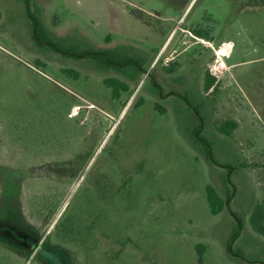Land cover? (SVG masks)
Listing matches in <instances>:
<instances>
[{"label":"rangeland","instance_id":"rangeland-1","mask_svg":"<svg viewBox=\"0 0 264 264\" xmlns=\"http://www.w3.org/2000/svg\"><path fill=\"white\" fill-rule=\"evenodd\" d=\"M29 5L44 39L107 48L141 68L38 45L25 0H0V244L17 263L264 264V235L249 223L264 201V0ZM206 69L214 91L203 89ZM110 76L130 85L119 99L103 83ZM196 109L218 164L195 137ZM229 118L239 125L226 135L215 125ZM228 175L244 224L232 243L239 255L227 250L230 211L213 215L205 190L226 197Z\"/></svg>","mask_w":264,"mask_h":264},{"label":"trees","instance_id":"trees-1","mask_svg":"<svg viewBox=\"0 0 264 264\" xmlns=\"http://www.w3.org/2000/svg\"><path fill=\"white\" fill-rule=\"evenodd\" d=\"M25 3H26L27 14L30 19L32 37L38 45H48L55 51L61 53L62 55L73 57L75 59H92L110 68H124L130 65L135 66L137 68H141L139 62L136 59L134 58L118 59L113 54L112 50L107 48H89L80 51H73L68 48H63L51 42L50 40L44 39L41 35L42 23L40 19L31 11L29 0H25ZM133 13L136 17L143 20L148 25L152 24V20L148 18V17L150 18L152 17L151 14H148L143 10H137L136 12ZM0 16H1V12H0ZM106 38L110 39L111 35L108 34ZM62 72L67 77H71L74 79H78L81 76V72L74 68H63ZM103 83L107 86V88L111 90V96L115 99H119L121 93L124 91H128L130 88V85L127 82L116 76H110L104 78ZM215 83H216L215 76L210 73L209 69H206L204 75V82H203L204 91L208 92L212 88L214 91L216 89ZM154 85L155 87H157L158 92L161 95H163L164 93H163L162 85L157 81H154ZM176 94L179 97L186 99L187 101L189 100V97L186 95H181L178 93ZM195 113L200 120L198 126L194 129L195 137L203 145V151L206 157L211 162L218 164L217 160L214 158V153L210 140L201 133V128L203 127V117L201 116L199 110L196 109ZM238 125L239 122L236 119L229 118L216 122L215 126L219 132L224 133L226 135H231L233 131L238 127ZM227 181H228V185L230 186H229V193L226 197H224L218 191V189L211 183H208L206 185L205 188L206 197L210 211L213 215H217L222 211H224L225 209H228L230 211V214L234 219L235 225L231 233L230 239L227 243V250L231 252L233 255H239L233 250L232 243L241 235L244 224L240 215L236 211H234L231 207V200L237 191V187L233 183L231 179V175L227 176ZM249 223L255 232L264 235V201L260 200L254 205L249 218ZM205 249L206 246L204 243H198L196 245V251L198 253L199 261L203 260ZM37 254L41 256L46 253L43 250V248H40ZM49 260H50L49 264H62L60 259L54 258L52 256L51 257L49 256ZM70 263L73 264L72 262ZM0 264H18L12 251L3 244H0Z\"/></svg>","mask_w":264,"mask_h":264}]
</instances>
